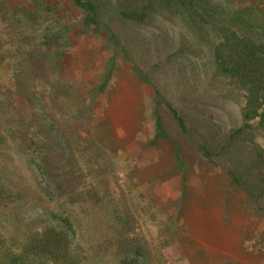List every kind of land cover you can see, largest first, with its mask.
Segmentation results:
<instances>
[{
	"label": "rangeland",
	"instance_id": "374dc122",
	"mask_svg": "<svg viewBox=\"0 0 264 264\" xmlns=\"http://www.w3.org/2000/svg\"><path fill=\"white\" fill-rule=\"evenodd\" d=\"M223 27L264 41V0L160 4L99 27L72 0H0L8 233L57 213L74 226L72 264H264V197L204 158L164 103L190 124H241L244 92L214 57Z\"/></svg>",
	"mask_w": 264,
	"mask_h": 264
},
{
	"label": "trees",
	"instance_id": "16d2710c",
	"mask_svg": "<svg viewBox=\"0 0 264 264\" xmlns=\"http://www.w3.org/2000/svg\"><path fill=\"white\" fill-rule=\"evenodd\" d=\"M204 1L72 0L83 14L84 24L97 27L107 26L108 17L114 14L127 20L142 21L160 4L192 8ZM113 38L117 45L119 42L114 34ZM214 57L219 69L230 78L231 85L244 92L239 126L224 130L210 120L198 118L196 123L190 124L171 102L164 103L181 131L198 142L203 157L224 166L231 182L245 187L251 199L258 202L264 197V148L254 138L252 122L264 127V41L223 27ZM4 128L9 129L6 120ZM156 128L157 133H162L158 121ZM195 132L200 133L202 140H197ZM5 163L0 157V167ZM4 174L0 171V203L11 195L2 182ZM56 214L53 213L52 218L41 215L27 225L22 234L8 233L0 217V264H72L74 226L69 218ZM131 261L125 262L133 264Z\"/></svg>",
	"mask_w": 264,
	"mask_h": 264
}]
</instances>
